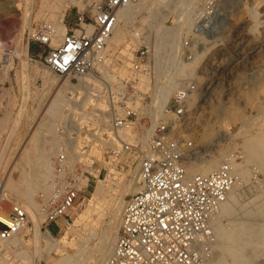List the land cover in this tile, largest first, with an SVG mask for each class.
I'll use <instances>...</instances> for the list:
<instances>
[{
    "label": "rangeland",
    "instance_id": "obj_1",
    "mask_svg": "<svg viewBox=\"0 0 264 264\" xmlns=\"http://www.w3.org/2000/svg\"><path fill=\"white\" fill-rule=\"evenodd\" d=\"M95 1L81 0V6L69 5L64 12L63 23L66 27L67 20L76 13L90 15ZM171 1L164 6L165 8L153 14L150 12L151 6L139 4L132 9L131 22L126 28L123 40L117 45L109 47L106 45L107 56L98 67L104 65L106 73L95 70L90 75L92 80L100 81L99 84L88 80L86 82V79L83 81L59 77L41 62L39 56L46 51V47L36 46L29 39V29L35 23L50 21L49 17L54 19L50 15L53 0H0V29L3 27L9 30L5 37L0 31V186L4 184L10 166H15L7 175L6 195L0 201V264H65L63 256L58 251L50 250L43 240L39 241L34 236L29 215L27 225L20 229L22 232L19 239L13 240L12 235L7 238L1 236L8 228L12 208L16 205L21 206L24 202L19 192L11 189L10 185L16 183L15 185L22 188L26 185L25 180L32 190L31 198L41 203L42 207V204H48L56 197L51 196L53 198L48 197L44 201L51 183H54V189L58 190L61 185L73 183V180L79 184L82 178L87 179L85 188L79 186L83 191L79 193L74 205L68 209L67 216L47 226L48 231L57 240L66 235V245L62 244L66 252L62 249V253L67 256L75 253L73 248L82 238L86 241L87 253L75 264L94 263L90 250L101 242L102 237L114 242L120 220L116 229L112 230L111 223L114 219L109 215H105L97 223L99 228L95 226L91 234L83 236L84 223L90 221L92 216L84 213L83 207L98 180H102L106 184L105 189H109V184L114 187L118 184L120 186L138 171L137 157L134 153L121 152L116 155L111 153L110 148L119 147L120 142L113 140L116 136L109 127L107 130L103 129L102 122L98 119L100 113L106 111L110 114L108 120L110 123L112 115H121L124 106H133L139 116L133 119L132 127L123 133L133 139L127 140L133 144H140L136 137L152 124L144 106L150 103L151 91L156 82L155 71L158 63L154 56L155 43L160 40V35H165L166 32L161 26L160 28L151 25L153 22L146 24L143 18H150L154 22H161V25H172L176 28L174 32L178 34L177 37L173 36L175 34L171 30V37L177 44L171 53V67L167 71H171V75L181 70V64L190 62L196 53L201 52L193 72L189 75L190 66L182 68L185 75L176 79L179 82L178 88L188 89L187 93L191 92L195 98L191 105L187 103L189 111L179 122L173 114L175 118L172 122L175 123L173 134L183 147L185 164L201 163L203 159L215 156H219L221 162L229 160L240 165L247 162L250 169L248 176L244 180L237 179L239 182L235 191L237 201L248 210L258 195L264 194V173L252 160L245 159L246 151L239 134L241 128H250L255 124L259 113L264 111V0ZM195 1L197 13L190 15L180 32L176 20L173 19H177L176 15ZM216 8L220 13L217 21L207 22L208 25L207 20L199 21L200 16ZM141 45L148 47L150 68L148 72L133 73L131 59ZM19 49L26 53L18 56L16 52ZM121 64H126L129 70L124 75L117 69ZM46 68L55 83L60 85L66 80L71 86L74 85L72 89L68 88L69 85L65 86V91L67 95H71L69 91L73 90L76 102L87 91V84L89 90L97 93L96 100L101 108L95 110V105L88 103L82 115L73 112V117L68 113V109H64L65 117L60 121L54 119L53 124L48 125L50 128L48 126V129L46 128L47 121L38 126L39 119L44 118L42 102L47 100L54 89L48 88L41 77L40 72ZM108 75L111 76L109 81L105 79ZM94 102L92 101L93 104ZM145 115L148 118L142 119ZM162 119L163 116H159L157 122ZM32 133L38 135L35 136L37 147L31 151L33 158H36L35 154L46 155L43 164L51 163L55 174L40 186H37L36 181L30 180L32 171L27 164L26 168L19 167L23 152L21 148H28L27 139ZM121 138L124 139L122 136ZM219 151H222L220 155ZM61 153H64L63 162L59 160ZM73 155H76L74 159ZM59 169L62 170L59 172ZM22 171L27 172L26 176L21 177ZM137 184L138 180L135 186ZM241 207L232 211L233 214L230 213L229 217L221 216V222L227 224V218L235 219L242 215L245 217L246 214ZM37 216L40 232H44L45 229L41 227L44 212L37 213ZM253 219L256 223H261L263 217L256 216ZM251 264H264V250L254 255Z\"/></svg>",
    "mask_w": 264,
    "mask_h": 264
},
{
    "label": "built area",
    "instance_id": "obj_2",
    "mask_svg": "<svg viewBox=\"0 0 264 264\" xmlns=\"http://www.w3.org/2000/svg\"><path fill=\"white\" fill-rule=\"evenodd\" d=\"M138 1L96 0L90 15L76 13L67 20V27L64 23L66 29L55 46L51 44L53 29L48 22L30 27L29 39L36 46L46 47L39 57L55 75L85 79L106 58V45L116 24L117 10ZM148 59V47L141 45L131 59L132 72H148ZM187 90L180 87L170 95L165 115L154 125L144 150L140 144L121 138L139 116L133 106H124L121 115L110 118L109 128L120 139V146L111 147L110 151L115 155L134 153L139 179L137 189L125 202L112 250L103 264L209 263L215 237L211 220L226 202L237 176L229 160L205 173L187 175L183 147L173 134L175 123L164 120L167 113L175 114L177 122L184 118L189 111ZM63 159L61 153L59 160L63 162ZM75 181L64 185L50 203L42 204L41 227L45 230L67 216L68 209L83 191ZM27 218L22 206H14L9 213L8 228L1 236H13L27 225Z\"/></svg>",
    "mask_w": 264,
    "mask_h": 264
},
{
    "label": "bare ground",
    "instance_id": "obj_3",
    "mask_svg": "<svg viewBox=\"0 0 264 264\" xmlns=\"http://www.w3.org/2000/svg\"><path fill=\"white\" fill-rule=\"evenodd\" d=\"M196 1L194 3H191L187 7V9H185L183 11L181 10L182 12H180L179 15L175 14L177 16L176 17L177 19H173V20H176V26L178 27L180 32L182 30V27H183L185 21L189 19L190 15L197 13V9H196L197 2ZM171 2H172L171 0H139L138 2L131 3V4H128L124 7L119 8L116 12V24L112 30L111 35L108 38L107 46L109 47L112 45H117L119 42H121L123 40V38L125 37V34H126V28H127V26H129V24L131 22V17H132L131 11L134 7H136L139 4L151 6L152 8H151L150 12H152V14H153L156 11H158L159 9H161V8L163 9V7L165 5H167ZM45 3H43V5ZM51 3H52V7L49 6L50 10H51L50 15L53 16L54 19L49 17L48 20H50V21H48V23H50L52 25V29H53L51 44L55 46L61 41L62 35L64 33L65 25L63 23V17H64V12H65L66 8L69 5L81 6V0H53V2H51ZM174 5H175V3H174ZM182 7H183V5H182ZM178 8H176V9H178ZM219 15H220L219 9L216 8V9H213L211 12L205 13L202 16H200L199 21L207 20L206 23L211 22V21H213V23H214L215 21L218 20ZM143 21L146 24L147 23L150 24L151 22H153L151 25H154L155 27L161 26L163 29H165L164 31L166 32L165 35L164 34L160 35L161 36V37H159L160 40H158L155 43L154 56H155V61L158 63L157 67H156V71H155L156 82H155V85L151 91L150 103H148L144 106V110L148 114L152 124L150 126H147L145 128V131L142 134L139 133V135L136 137L137 139H139L140 144H141V148L144 150L147 148V146H148L147 144H149V142L151 140L153 127L157 123V118L159 116L162 117L165 115V112H166L165 104L167 102V99L169 98V96L171 95L172 92H175L178 90L179 82L176 81L177 77L185 75V73H183L184 70H182V68L190 66V72H189V75H190L193 72L194 67L198 63V57L201 54V52L196 53L194 55V58L190 62H188L186 64H181V70L179 72L171 75V71H169V72H167V71L170 70L169 68L171 67V53H172V51H174L173 49H175V47L177 45L176 42H174L175 40H173V37H171V30H172V32H174V30L176 28L172 25H163V24L161 25V22H159V21L154 22L150 18L149 19L143 18ZM207 25H208V23H207ZM0 31L2 32L3 36L5 37V35L8 34L9 30L1 27ZM174 34H175V35H173L174 37L178 36L176 31L174 32ZM181 36H182V34H181ZM174 39H176V38H174ZM25 53H26V51H23V49H19L16 52V54L18 56H22ZM106 56H107V53H106ZM99 66H97L96 70L101 71L103 73H106L105 72L106 68L104 67V65L101 66L100 68H98ZM117 69L121 73V75L126 74V71L128 70L126 64L125 65L124 64L119 65V67ZM40 74H41V77H42L44 83L47 85V87L52 88V89L54 88V89L51 91L47 100L42 102V103H44L43 108H42V115H43L42 117H44L45 119L44 118L39 119L38 126L43 124L44 121H47L46 128L47 129H48V127L50 128V126H48V125L53 124L54 119L60 121V119L65 117L66 113H64V109H68V113L71 115V117H73L72 116L73 112H77L78 114L82 115V112H83V110H85V107L88 103L95 105L96 106V107L94 106L95 110L96 109L98 110L99 108H101V105L96 100V99H98V98H96L98 96L97 93H95L93 90H89L90 88L87 87V84H86V89L88 88L87 91L84 93L82 98L78 102H76L74 99V96H73L74 95L73 90L69 91V93L71 95H67V93L65 91L66 90L65 86L69 85L68 88L71 87V89H72V88H74V85L71 86L70 84H68L66 82V80L60 85L58 83H55V80L53 79V77H51L49 75V70H47V68H46V70H43V72H40ZM111 76H113V75L111 74ZM110 77L108 75L105 77V79L107 81H109ZM85 79H86L85 80L86 82H87V80L92 81V82L94 81L95 83L100 82L97 79H94V77H93L94 80H92V77L90 78V76L86 77ZM105 79H104V81H106ZM171 81H173L172 84H171ZM187 99H188V104L191 105L195 98L193 97L192 93L189 92ZM92 101H95L94 104L92 103ZM100 114L101 115L99 116L100 118L98 120H101L100 122H102L103 129L107 130L109 127L108 126L109 125L108 120H109L110 114L106 111H102ZM167 114H166V118H164V120L169 121V122L171 121V123H172L173 120L175 119L173 117L174 115L173 114L167 115ZM97 117H98V115H97ZM175 122H176V120H175ZM256 126H257V128L255 129ZM51 129H52V127H51ZM38 130H39V128H38ZM36 134L32 133V135H30L28 137V139H27V141L29 143L28 148H26V149L23 147L21 148V152L22 151L23 152L21 155V161L19 163V167L20 168H26L25 164H27L29 166L30 170L32 171L31 174H30V172H28L30 174V180L36 181L37 186L38 185L40 186L44 183V181L47 178H50L51 176L53 177V175L55 176V174L53 172V166L51 163L45 162V164H43L44 159L47 158L46 155L35 154L36 158L35 159L33 158V153L31 151L37 147V141L35 139V136H38V135H36ZM239 134H240V137L243 139L242 145L246 151V156H245L246 158L245 159L247 161L252 160L256 164V166H258L264 173V111L262 110L261 113H259V117H258L257 121L255 122V124L251 125L250 128H246V127L241 128V131H239ZM111 136L113 139V135H111ZM122 137L126 140H133V139H131L130 136H128L126 134H123ZM54 138H56V136ZM114 138L115 139H113V140L114 141L116 140L117 143L120 141V139H118L117 137H114ZM114 141H112V142H114ZM40 149H41V145H40ZM221 153H222V151H219V155ZM72 154H74V153H72ZM70 156H72V155H70ZM74 156H76V155H73V159H74ZM218 157L219 156L208 157L206 159H203L201 161V163H195V162L190 163L189 162L188 164H185L187 175H191L193 173H205L209 170H212V169L218 167L221 164V160ZM229 163H230V166H231L233 173L237 176V179L244 180L248 176L250 169L247 166V162L242 164V165H240L239 163L233 162V161L232 162L229 161ZM14 167H13V165L10 166V168L7 171V174L4 178V184L2 183V185L0 186V201L6 195L5 194V185L7 184V181H8L7 175L9 174L11 169ZM35 167H36V169H35ZM26 174H27V172L22 171L21 177L26 176ZM130 175H131V173H130ZM78 179H80V177H78ZM138 179H139V174L137 171L134 174V176L129 177L120 186H118L119 185L118 184L114 187L112 184H109V189H105L106 184L102 180H98L95 183V185L93 186V189L90 192V196L86 199V201L84 203V207H83L84 213H89L90 215H92L90 218V221H88L89 220L88 219L87 220L88 222L84 223L85 226L83 229L85 232L83 233V236H84V234L85 235L91 234L94 231L95 226H97V223L105 215H109L111 218L114 219L111 223V229L112 230L116 229V226L118 225L117 222L120 220L121 213H122V210H123V207L125 205L127 198L130 196L131 193H133L137 189V186H135V183L137 182ZM25 181L26 182H24V183L26 185L22 188L15 185L16 183L13 185H10V188L18 191L20 194L19 196L22 199H24L23 200L24 202L22 203L23 205H21V206L25 209V211L27 212V215H29V218L33 224L34 236L39 241L43 240L46 247L49 248L50 250L55 249L56 251H58L59 254H61L63 256L65 264H75V262L78 259H81L84 256V254L87 253L86 250H88V249H86V245H85L86 241L83 238L80 242L78 241L79 243L76 244L77 246L75 245L76 247L73 248V249H75L74 250L75 253H72L71 255L67 256V255H65V253L64 254L62 253V249H63L62 244H65V242H66V235H63L60 239L57 240L56 238H54V236L48 230H45L44 232H40V224L38 222L37 213L39 214L42 212L41 203H38L31 198L32 190L29 187L27 180H25ZM237 183H239V182L236 180L234 185L232 186L231 190L228 193V197H227L226 202L221 206L218 213L215 216H213V218L211 220V224H212V227H213V230L215 233V237H214L213 242L211 243V253L213 254V256L210 257L208 264H251L254 255L258 251L264 250V194L263 193L259 194L258 198L255 200V203L252 205V207L250 209L246 210L244 208V205H241L236 199L235 191L238 188ZM53 184L54 183H51L49 185V187H48L49 189L46 191L47 195H45L44 201L48 197L59 195L60 192L62 191L63 185L60 186V189L56 190V189H54ZM86 184H87L86 178H82L81 181L79 182V185L83 188H85L84 186H86ZM51 198H53V197H51ZM8 203H9V201H8ZM241 206L243 207V209ZM239 207H241V209L244 211V214H246L245 217H244V215H242L239 218L235 217V219H233V217L227 218V220H228L227 224L222 223L223 221L221 222V216H228L230 213H232V211L238 209ZM1 209L2 210L4 209L3 206H1ZM0 212H1V210H0ZM4 215H5V213H4ZM256 216L257 217L258 216L263 217V220L261 223H256L254 221L255 218L253 219V217H256ZM110 221H108V222H110ZM1 223H3V222H1ZM3 224H5V223H3ZM105 228H106V226H105ZM105 228H102V229H105ZM107 228H109V227H107ZM96 229H95V231H96ZM17 232H19L18 234H20V235H18V234H15V236L13 235L12 236L13 240H17L21 237L22 231L19 229ZM96 236H98V235H96ZM109 237H110V235H109ZM80 239H81V237H80ZM110 240H105L102 237L101 242L98 245H96V247H94L90 250L92 257L95 260L94 263H92V264H103L105 257L111 252L112 247H113V243L111 242L112 240L111 241ZM97 241L98 240H96V243H97ZM90 245L92 246V244H90ZM247 252H250V253H247ZM23 255H21V256H23ZM82 261L85 262V260H82Z\"/></svg>",
    "mask_w": 264,
    "mask_h": 264
}]
</instances>
